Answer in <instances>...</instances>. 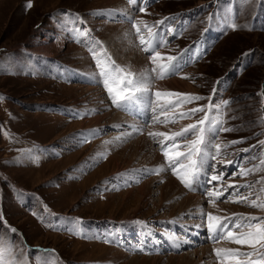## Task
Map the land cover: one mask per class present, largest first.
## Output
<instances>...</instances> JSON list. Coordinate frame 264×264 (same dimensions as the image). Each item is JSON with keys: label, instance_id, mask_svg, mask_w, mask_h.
Returning <instances> with one entry per match:
<instances>
[{"label": "rangeland", "instance_id": "rangeland-1", "mask_svg": "<svg viewBox=\"0 0 264 264\" xmlns=\"http://www.w3.org/2000/svg\"><path fill=\"white\" fill-rule=\"evenodd\" d=\"M119 2L0 0V235L14 240L12 254L22 264H137L135 259L154 258L168 264V258L182 255L189 264H201L194 252L203 248L210 264H218L214 248L240 246L213 243L200 210L162 196L155 180H173L186 195L201 199L206 213L264 218L262 209L225 200L233 191L229 185L264 177V171L239 174L259 163L254 157L264 155V145L258 144L264 140V0ZM129 20L144 22L138 26L145 39L150 35L145 26L159 32L158 51L164 59L158 62L166 63L168 56L187 61L179 74L162 80L153 74L152 92L203 97L168 117L192 108L208 111L211 103L220 107L210 115L222 118V128L233 129L220 131L212 141L213 154L220 144L221 155L208 164L224 173L222 181L213 183L228 190L215 207L205 194L211 185L201 180L193 185L197 190L185 188L162 155L158 141L163 137L154 141L148 136L179 131L204 113L153 124L151 109L132 115L114 106L98 75V60L137 74L154 67ZM205 35L206 46L199 42ZM41 46L50 47L47 55L38 51ZM170 80L181 84L162 89L160 83ZM167 99L176 98L161 102ZM100 107L118 118L93 124L102 116ZM132 126L142 132H133ZM155 169L163 171H145ZM141 185L143 193L138 192ZM262 186L252 189V199Z\"/></svg>", "mask_w": 264, "mask_h": 264}, {"label": "snow or ice", "instance_id": "snow-or-ice-1", "mask_svg": "<svg viewBox=\"0 0 264 264\" xmlns=\"http://www.w3.org/2000/svg\"><path fill=\"white\" fill-rule=\"evenodd\" d=\"M128 3L135 4L136 0H128ZM26 7L31 8L32 4L29 3ZM139 11L144 12L145 9L141 7ZM129 23H132V27L136 30L139 43L143 46L142 50L151 53L149 59L154 67L144 73L137 74L129 69L116 66L114 62L108 63L98 60V75L102 80L104 88L112 104L122 111L136 115L142 110L151 109L153 113V124L160 123L167 125L169 123H176L178 119H191L198 112L204 113V115L198 118L194 123L182 127L179 131L170 133L149 132L148 136L154 141H157L158 137H163L162 140L158 141L162 155H164L173 174L177 176L185 188L196 190L193 185L201 180L203 184L211 185L210 188H205V194L209 198L208 203L215 207L217 201H219L228 190L227 188L222 189L220 186L213 183L222 181L224 173L217 172L215 166L208 164L209 160L216 159L221 155L220 144L214 145L216 151L215 154H213L211 150L212 141L220 131L227 132L233 129L222 128V118L210 115L213 107L217 110L220 107L219 105L213 106L211 103L207 106L208 111H205L204 107L192 108L188 111L179 113L178 116L168 117V112L180 108L184 104L203 99V97L160 90L152 92L153 74L154 78L158 80L179 74L182 72L183 66L187 61L184 60L183 56H168L166 58V63L158 62L164 59L160 56V52L158 51V46L160 45L158 39L159 32H153L152 27L145 26L146 30L150 33L148 38L145 39L141 34V28L138 26L144 22L138 21L133 23L129 20ZM158 23H163V21ZM230 26L233 30L236 29L234 23ZM217 83H219V81ZM212 91L213 94H215L217 89L214 87ZM262 95H264V93H262ZM164 97H174L176 99H167L161 102V99ZM181 97L183 98L181 99ZM0 99H3V97H0ZM208 99L211 101V97ZM223 103L226 106L229 102L224 101ZM262 112H264V110H262ZM161 115H164L165 119L161 120ZM261 123H264V120H262ZM132 130L133 132H142V129L136 126H132ZM125 135H130V133H126ZM190 136L192 137L191 139H189ZM119 138L120 137H118V139ZM241 142L242 141H231L230 143L235 144ZM258 144L264 145V140L258 141ZM252 147H256V145ZM170 150L174 152V155L169 154ZM250 150L251 149H245L244 151ZM245 159H247V157ZM254 159H258L259 163L252 168H242L239 173L242 177L264 171V155L254 157ZM209 169H212V171L210 172ZM145 171H153L155 174H159L163 169ZM257 184L264 185V177H261L254 183L229 185L228 187L232 188L233 191L228 193L225 200H231L234 203H242L249 207L264 210V198L260 195L264 194V186L260 187L259 193L256 195L255 199L251 198L253 196L252 189L255 188ZM240 189L248 190L247 194L241 192ZM200 213L201 219L206 221L209 238L213 243L227 241L240 246L238 248H214L213 252L217 257L218 264H226V262L227 264H264V218L246 216L242 213L218 216L210 212L206 213L203 208L200 209ZM0 219H2V217H0ZM201 226L202 225H197V227ZM10 231L15 233L16 229L11 228ZM14 247L15 242L12 238L6 235H0V264H22V261L12 254ZM243 247H247L251 249V251H241ZM43 264H47V261H44Z\"/></svg>", "mask_w": 264, "mask_h": 264}, {"label": "bare ground", "instance_id": "bare-ground-1", "mask_svg": "<svg viewBox=\"0 0 264 264\" xmlns=\"http://www.w3.org/2000/svg\"><path fill=\"white\" fill-rule=\"evenodd\" d=\"M104 3H105V6H109V5H119L120 4V2H119V0H104ZM123 28H126V26H122ZM111 28H119V27H111ZM123 32H124V30H123ZM122 32V33H123ZM120 35H122V34H119V36L118 37H121ZM125 43V42H124ZM46 46V45H45ZM45 46H41V48L38 50L40 53H43V54H48L49 52H48V50H49V48L50 47H45ZM131 54H128V55H130V56H134L135 58H137L138 59V61L139 62H141V60H143L142 59V57L137 53V52H131V51H129ZM133 57V58H134ZM141 59V60H140ZM137 61V62H138ZM137 64H139V63H137ZM140 65V64H139ZM137 68V67H136ZM139 68V67H138ZM135 69V68H134ZM181 83L180 82H178L177 80H170V81H164V82H161L160 83V86H161V88L163 89V87H168L169 89H176L179 85H180ZM157 87H158V85H157ZM181 87V86H180ZM190 89H186V88H182V89H180L179 91H182V92H190L189 91ZM89 92L91 91V90H88ZM96 91V90H95ZM96 94H98V96L97 97H95V98H100L101 96L99 95V93H96ZM95 100V99H94ZM101 100L99 99V102H100ZM100 111H102L103 113H102V116L100 117V118H95L94 120H93V124H95V125H99L101 122H104L105 120H107V119H111V118H113V119H117L118 117H117V115H114L113 113H108L107 111H106V109L105 108H102V107H100ZM138 141V140H137ZM137 143V142H136ZM141 147V146H140ZM140 147H139V149H140ZM113 161H115L116 162V159L114 158V157H112L111 158ZM158 158L156 157L155 158V160H157ZM158 161V160H157ZM159 182L160 181V183L161 184H158L157 185V190H159L158 192H160V194L163 196V195H166V196H168V197H170L172 200H174V198H179V200H180V204L182 205V204H186V205H188V206H190V205H193L192 207H194V210H200L202 207H203V203H202V201H201V199H199V198H197V197H194V196H189V195H186L185 194V192H183L182 190H180V188H179V186H177V184L173 181V180H171V179H169V178H167L166 176H161L159 179H156L155 180V182ZM153 182V181H152ZM149 185V184H148ZM150 186V185H149ZM148 186V187H149ZM145 189H144V186H142L141 185V187L139 188V190H138V192H142L143 193V191H144ZM197 190V189H196ZM157 193V192H156ZM195 194V193H194ZM142 195V194H141ZM170 199V200H171ZM204 202V201H203ZM168 203V202H167ZM169 206V205H168ZM205 206V205H204ZM219 206V205H218ZM177 207V206H176ZM179 207V206H178ZM171 208V207H170ZM213 208V207H212ZM218 208V207H217ZM221 208V207H220ZM162 209H168L169 210V207H167V208H162ZM168 212V211H167ZM173 214V212L171 213H169V215H172ZM215 215H218V213L217 214H215ZM193 220V219H192ZM202 241V240H201ZM195 251V250H194ZM117 254H119V253H117ZM194 255H195V257H196V262H198V263H200L201 262V264L202 263H204V264H210V257H209V253H208V251L205 249V248H203V249H201V250H197V251H195L194 252ZM135 259V258H134ZM136 260V262H137V264H158V263H160L161 261H162V259H157V258H154V259H141L140 261H137V259H135ZM139 260V259H138ZM168 261L167 262H169L168 264H184V263H191L190 261H189V259L187 258V256H184V255H182V256H180V257H173V258H168L167 259ZM186 263V264H187ZM188 263V264H189ZM193 263V262H192ZM195 263V262H194Z\"/></svg>", "mask_w": 264, "mask_h": 264}]
</instances>
